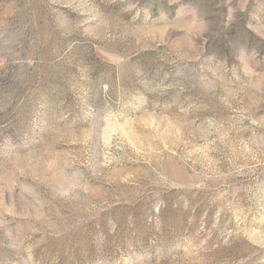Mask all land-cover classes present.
Segmentation results:
<instances>
[{"label": "rangeland", "instance_id": "obj_1", "mask_svg": "<svg viewBox=\"0 0 264 264\" xmlns=\"http://www.w3.org/2000/svg\"><path fill=\"white\" fill-rule=\"evenodd\" d=\"M0 264H264V0H0Z\"/></svg>", "mask_w": 264, "mask_h": 264}]
</instances>
